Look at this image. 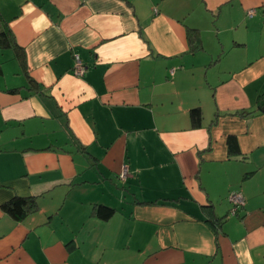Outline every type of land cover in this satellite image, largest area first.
I'll list each match as a JSON object with an SVG mask.
<instances>
[{"label": "crops", "instance_id": "1", "mask_svg": "<svg viewBox=\"0 0 264 264\" xmlns=\"http://www.w3.org/2000/svg\"><path fill=\"white\" fill-rule=\"evenodd\" d=\"M6 29L0 264H264V0H0Z\"/></svg>", "mask_w": 264, "mask_h": 264}, {"label": "trees", "instance_id": "2", "mask_svg": "<svg viewBox=\"0 0 264 264\" xmlns=\"http://www.w3.org/2000/svg\"><path fill=\"white\" fill-rule=\"evenodd\" d=\"M187 38L192 50L199 48V36L198 32L193 29L187 30ZM0 47L1 48H14L18 46L15 42L13 35L9 30H5L0 33ZM256 111L264 114V94H262L256 103ZM254 111L240 112V115H250ZM190 119L193 127H199L201 122V112L199 109H192L190 111ZM231 139V143H232ZM1 210L7 214L12 220L16 222L23 221L30 214L35 213L38 210V204L35 197H14L10 201L1 205ZM114 213L113 209L105 206H95L94 214L101 220L109 219Z\"/></svg>", "mask_w": 264, "mask_h": 264}, {"label": "built area", "instance_id": "3", "mask_svg": "<svg viewBox=\"0 0 264 264\" xmlns=\"http://www.w3.org/2000/svg\"><path fill=\"white\" fill-rule=\"evenodd\" d=\"M253 11L250 10L248 11V15H252ZM84 65L81 61V59L75 55L74 56V66H73V72L76 76H81L84 72ZM172 73V71H171ZM128 175V171L126 169L122 170V172L119 175V178L121 180H125L126 177ZM228 201L230 203V210H229V214L231 216L236 215V213L238 212V210L244 206V198L241 195V193L236 192V193H231L228 197Z\"/></svg>", "mask_w": 264, "mask_h": 264}]
</instances>
